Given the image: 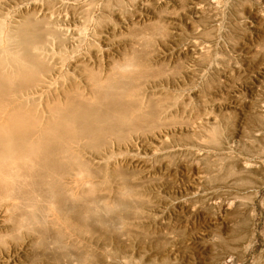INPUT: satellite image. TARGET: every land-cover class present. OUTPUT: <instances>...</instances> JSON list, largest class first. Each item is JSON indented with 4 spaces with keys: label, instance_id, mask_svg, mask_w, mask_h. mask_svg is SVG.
Wrapping results in <instances>:
<instances>
[{
    "label": "rangeland",
    "instance_id": "rangeland-1",
    "mask_svg": "<svg viewBox=\"0 0 264 264\" xmlns=\"http://www.w3.org/2000/svg\"><path fill=\"white\" fill-rule=\"evenodd\" d=\"M34 1L28 8L33 30L44 28L56 49L73 44L71 53L60 54L76 56L77 78L86 80L81 61L90 48L93 61L113 64L138 46L150 51L145 61L158 72L133 97L157 104L151 108L160 113L152 123L161 135L154 141L158 159H135L128 150L124 156L142 165L136 176L142 197L135 201L144 212L133 215L138 224L127 237L129 251L143 254L105 264H264V0ZM11 6L20 26L27 10ZM162 25L166 35L159 34ZM248 161L254 166L246 169ZM117 186L111 184L112 196ZM68 238L63 247L34 245L10 254L0 246V264H76L80 247ZM94 246L103 258L105 250Z\"/></svg>",
    "mask_w": 264,
    "mask_h": 264
},
{
    "label": "bare ground",
    "instance_id": "bare-ground-1",
    "mask_svg": "<svg viewBox=\"0 0 264 264\" xmlns=\"http://www.w3.org/2000/svg\"><path fill=\"white\" fill-rule=\"evenodd\" d=\"M12 2L25 7L24 13L27 10L20 26H14ZM31 5V0H0V246L9 254L34 245L59 248L70 235L68 243L80 247L77 263L130 260L142 253L129 251L132 243L127 237L138 224L133 215L142 211L135 201L142 197L136 192L142 165L124 156L128 150L134 158L158 159L154 141L161 137L152 124L159 121L160 113L151 108L157 104L133 98L140 84L158 74L145 61L150 51L134 46L122 60L106 64L93 61L90 48V57L81 61L87 71L84 82L83 75L75 74L71 59L76 56L60 54L71 53L73 44L56 49L47 44L44 28L33 30ZM3 17L10 20L8 25L1 23ZM160 27L163 31L157 26V33L166 35V28ZM146 125L150 131L144 137ZM129 143L136 149H127ZM243 166L249 169L254 164L248 161ZM113 183L118 184L114 196ZM131 208L132 215L126 213ZM95 244L105 250L103 258L93 252Z\"/></svg>",
    "mask_w": 264,
    "mask_h": 264
}]
</instances>
